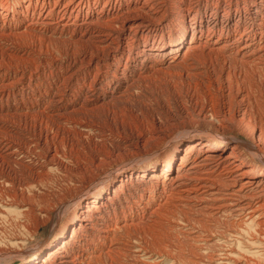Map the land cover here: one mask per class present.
<instances>
[{
    "label": "bare ground",
    "instance_id": "obj_1",
    "mask_svg": "<svg viewBox=\"0 0 264 264\" xmlns=\"http://www.w3.org/2000/svg\"><path fill=\"white\" fill-rule=\"evenodd\" d=\"M13 1L14 0H6V2H2L0 4V10H1L0 14H2L5 17V18H3V20L4 21L5 20L10 21V23H11L10 26L7 24L9 26L7 28H5L6 24H4L0 28V41L2 38H3V40L5 39V41H6V39H10L13 37L14 38L16 37L17 39H20V40H21V38H23L26 41H33L31 43H28V44H26L27 42H22V44H24L22 47L27 48V49L31 48V50L33 49L35 52H38L39 54H43L44 52H49V48L46 45L47 41H48V43L54 42L56 44V46H57V43H61V44L64 43L66 45H67V43L72 44V45H74L73 47H77L76 49H80L82 51L81 53H80V51H78L79 54H82V55H80L81 59L78 58V59H80V61H74L73 62V60L71 59L73 63L69 64V68H68L69 71H67V72L65 71L66 72V74H65L66 80L68 79V81H70V83H71L69 86L68 92L67 91L61 92V90H60L59 92H61L62 94H59L58 98L63 99L65 102L71 103V101L68 99H71L73 97L68 96L67 93H69V92H71V94L76 93L77 90H74L75 84L79 83V81L82 80V75H87L88 77H91V75H93L91 77L90 92L94 95V98L96 99V101H93V99H90L91 101L87 100V102L85 104L83 103V105L81 106L83 109L80 110L79 107L77 108V110L79 109V111H77V110H74L72 112L69 111L70 113L66 112L67 114H65V112H63L64 113L63 115H65V116L71 114V115H69L70 118L68 119V122L70 121L73 124H75L74 127L77 125V126H80L81 128H85V129L91 128L90 125L86 126L85 122L84 123L82 122L84 120V117L82 115H84V116L87 115L88 117H90V115H91L92 117L104 116L106 122H111L113 120V123H114V120H116L117 121L116 123L120 122V124L122 125V126L121 125L120 126L122 127L123 131L126 130L125 129L126 126H124V124H126V121L127 122L129 121L128 128L129 127L130 128L129 129L127 128V130L131 131V133H132V131L135 130V129L133 130L132 127H134L137 124L136 122L138 119L136 120V117H133V116H131V114L127 113V110L126 111L124 110V112H123V110L121 111V109L120 110L117 109L119 103H121V101H123V98L125 96L127 97L131 94L130 89L134 88V86L136 85V84H133L135 81V78H133L134 76H131L130 79H126L124 77H119V75L120 76L125 75L127 70H128V67H130V66H131V71L136 72L138 74L137 75L138 76V82L137 83H139V84L141 83V85H144V84L148 85L149 84L150 87H152L154 89L160 88V91L166 88V91H168L169 94L184 95L185 97L187 96V98H185V99L189 98L190 101L193 102L194 96H190V90L193 86L192 85L193 83H194V86L196 89L195 92H199V91H197L199 89H200V94L202 93V91H205V92H203L204 93L203 95H204L205 99H207V97H206V95L208 96L207 88L211 85V80H210V78L208 79L209 76L207 77L205 73L206 72L208 73L207 70L211 66L210 64L214 63L218 66L219 72H217L218 70H216V71L213 70V71H215V73L217 72V78L223 83L221 86V88H222L221 98L223 99L224 105L221 102H220V104L218 103L216 105V107L213 105V108L210 109L211 111L206 110L205 107H201V106L198 107L197 105L190 108V110H187V112L189 113L188 115L191 114L190 116H192L194 118V120H196L198 122H205L206 123L208 121V119L219 120L216 123L219 124V128H221L220 129L221 131L218 130L215 133L209 132L207 130L203 131L199 127H197L196 125L192 124L190 126L193 127V128L191 127L193 129V131L191 132L190 135L187 134L186 136L184 135V136L178 137L177 140H175V141H177L176 147H172V144L174 143L172 141L171 143H169L167 145V147L164 148L165 150L162 149V151L159 153L157 150H154L156 147L150 148L148 150H146V149H147V147L149 148V146L151 144H154L156 142H160L164 139V136H165L164 133L165 132H163V130L159 129L160 126L163 124V122L162 123H161V121L159 122V124L161 123V125H159V128H156L155 126H152V125H151L152 128H150V126H148L146 123L147 127H149V128L147 130L145 127H144V130L141 129L142 133H137L140 135H138V138L136 141L134 140L135 145L132 143L135 147H138V146L142 147L143 146L142 149L144 151H143L142 155H143L144 159L139 161V162H135V161L129 162L128 161V162H124V163L120 164L119 166L114 167L113 162L115 163V161L118 160L117 154H119V153H115L116 152L115 150L113 153H112V151L110 153H108L109 151L107 149H105V152L99 151L96 147V144H94L95 145V147L93 149L94 151L90 150L89 153H86L87 155H85V154L83 155V153L85 151L83 153H82V151H80L81 154L79 153V151H77L76 162L79 164L78 171H80L82 173V176L84 175V177H85V175L86 176L90 175L89 176L90 180H92V179L95 180L99 176H101V178L99 177L100 181L96 185L92 186L89 190L85 191L83 194L82 193L78 194L70 202L62 200L61 202L59 201V203H57L58 201L55 202V205H52V204L45 205V203H44L43 207H38L37 205H34V203L31 202L29 204L26 203V206H24V205L13 203L12 199L15 200V197L17 196V194H15V193L13 195H11L12 202L9 199L10 202L7 203L8 198L6 199V202L3 201L2 199H0V216L1 217L2 216L5 217V214L11 215L12 213H14V214H18L20 219L24 220V221L16 220L17 223H19V225L21 226L19 228V233L15 234V235L13 234L10 237L5 238V240H3L0 243V262L9 258L7 260V261H10V259H11L9 264H11V263H13V264L14 263L15 264L16 263H18V264H93V263H96V264H105V263L106 264H122L121 257L123 256V254L124 255L128 254V258L132 254H137L139 257L136 255L137 257L135 256L134 262H129L127 260V261H124V264H139V263H137V259L144 258V257H146L147 260H151V263H148V261H145L144 263H140V264H161V263H156L158 258H157V255L155 256L152 254V252H153L152 249L149 250V251H151V253L148 252L147 248L149 246L147 248H143L141 246H138V244H137L138 239L137 238L140 237V235H141V233H140V235L138 237H136V235L139 234L138 230H140V229H138V227H140V228L142 226L147 227V228L143 227V229H144L143 231H145L144 234L146 233L145 235H148V234L150 235L152 233L153 238H154V239L153 238L152 239L155 240L154 241L155 243L154 244L152 243L153 245H151V246H153L154 248L158 247V248L162 249L163 247L166 246V244L168 242L166 244H164L163 243L165 241L164 239H163L164 240L163 242L161 241L162 243H160L159 241L162 240V237L164 235H166L168 230H171L172 232L173 231L177 232L179 234L184 235L186 238H189L190 243H191V241L194 242L191 245L196 243V246L194 248L198 250L200 248V246H197V245H199V244L208 245V244L212 243L213 240L209 239V238H207V239L204 238L205 239L204 241L199 240L202 236H204V235H202V234H204L202 232V230L198 231V230H200V228H198V226L196 227V228H198L197 230L194 229L193 227H191L189 224L190 220L185 222L186 220H184L185 219L184 217H183V220H182V218L178 219L179 214L182 213L180 210L188 209V208L192 209L191 206L193 204H194V208H195L196 203H198L200 205L199 208H201V210L200 209L199 210L202 212V214H205V210H206V209L204 210V208L202 206L203 203H209L211 214H213V215L216 213V211H218V212L240 211V212H244V213H246L245 211L249 212V215L247 216V217H249V221H247L248 219L246 218L245 219L246 221L243 222L241 220L242 223L240 221L241 225H239V222L237 223V226L239 225V227H237L239 230H234L231 227L232 230L230 228L229 229L230 231H227L225 234H222V232H221L222 230L220 231L221 233L219 231H214L215 228L213 230L215 233H213L212 228H211V230L209 229L207 231H210V232L212 231V234H216L217 232H219V234H221L220 236L227 235V239L229 237L232 241H234V239H235L234 243H235V246H237L236 248L239 250L238 251L239 254H240V252L243 254L247 253L252 258H257L258 260H260V256L263 253L262 251H264V242H262L263 239L261 238L262 239V241H261L258 237L257 238L252 237L253 239L248 238V237H251V236H249L250 232L253 231L255 234V231L259 228V227L257 228L255 226V225L258 226L259 222L257 224H255V222H257L258 218L260 217V210H259L258 206L256 207L254 202H252L253 199L249 203H244V200L238 201L236 198L246 199L245 198L246 196L251 195L250 197L255 196V197H258L259 200L264 199V133H263L264 130H263L262 126H258V124L256 123L257 119H256V114L253 111V103H254L255 99H257V98L255 97V94L252 91L253 86H252V83L250 81V78L251 79L254 78L255 75H262L264 77V0H15L16 2L15 1L13 2ZM25 2L27 3V5L23 6L25 4ZM17 4H19V6L21 5L20 7H18L19 9L18 8L15 9ZM21 8L23 10H20ZM246 21H250L249 24H247ZM24 22H25V24L27 22L28 23L25 25ZM3 23H5V22H3ZM36 32L44 34V37L43 36L37 37L35 35ZM45 36H49V38H46ZM14 38H13V40H14ZM13 40H11V41H13ZM37 42H39V44H37ZM17 45H19V44H17ZM66 45H64V46L68 47ZM8 48H9V46H8ZM55 48H53V50ZM59 49H60V52L63 51V49H62V51H61V48H59ZM68 50H70V49H68ZM29 52H31V51H29ZM101 52L104 53V54H102L103 57L99 56V53H101ZM63 53H64V51H63ZM65 53H67V52H65ZM5 55H7V54H5ZM28 55H30V53H28ZM55 55L57 56L56 53H55ZM55 55H53V57ZM74 55H76V54H74ZM1 56H2V54L0 55V58H1ZM3 57L4 56H2V58ZM39 57H40V55H39ZM59 57H60V55H59ZM67 57H68V55H67ZM74 57L77 58L76 56H74ZM125 57H126V59H125ZM2 58H1V61H2ZM61 58L63 59L62 56H61ZM56 59H58V57ZM4 61H5V59H4ZM12 61H15V60H12ZM29 61H30V59H29ZM15 62H13V63H15ZM16 63H18V62H16ZM25 63H24V66H25ZM32 63H34V61H32ZM44 63H43V65H44ZM48 63H49L48 65H51L49 60H48ZM5 64H7V62ZM28 64H30V63H28ZM32 65H36V62ZM208 65H210V66L208 67ZM2 66L0 65V68L3 69ZM11 66H12V64H11ZM11 66H10V68H11ZM22 66H23V64H22ZM37 66H39V64ZM5 67H7V65ZM16 67H19V66L16 65ZM207 67H208V69H207ZM213 67H215V65ZM22 68H20V70ZM25 68H27V67H25ZM31 68H32V66H31ZM37 69H39V68L34 67V70L29 69V73L31 74V76L34 74L36 75V73H39ZM54 69H57V67ZM237 69L238 70L240 69L241 71H239V73H238ZM211 70H212V68H211ZM242 70H243V72H242ZM26 71H24V72H26ZM40 71H42V70H40ZM55 71H57V70H55ZM52 72H53V70H52ZM6 73H8V72H6ZM153 73H154V75L157 74L158 76L157 75L156 76L158 78H155ZM15 75H16V73L14 74V76ZM150 75H153V76H150ZM23 76L24 75L22 74L20 76L19 80H15L17 82L14 81L12 83L10 82L11 84L8 83V84H10V87L13 85H16V84H24L25 78H23ZM142 76H144V77H142ZM146 76H148V77H146ZM60 77H61V75H60ZM34 79H35V77H34ZM37 79H35V80H37ZM40 79H41V77H40ZM117 79H119V81L126 80V81H123L124 88H120V89L114 88L115 90L110 91L111 82H113L114 80H117ZM13 80H14V78H13ZM171 80L175 81L176 86H174V85L171 86ZM104 81L106 82L105 84H103ZM114 82H116V81H114ZM131 83H132L133 87L130 86ZM216 83H218V82H216ZM3 85H1V87ZM64 85H66V84H64ZM58 86H60V85H58ZM257 86H260V85H257ZM4 87L5 86H3L1 89H3ZM10 87H8V88H10ZM101 87L104 89H102ZM13 88H14V86H13ZM62 89H63V87H62ZM139 89L136 88V90H139ZM211 89H212V87H211ZM58 90H59V88H58ZM163 92H165V90ZM56 93H57V91H56ZM56 93L54 96H58V93H57V95H56ZM166 94H165V96L167 97ZM210 94H212V93L210 92ZM8 95H10V94H8ZM1 97H3V96H1ZM169 97H171V96H169ZM195 97H198V96H195ZM9 99H8V101H9ZM79 99H80V97H79ZM200 99H201V96H200ZM212 99H211V101L214 100V99L213 100ZM202 100H204V99H202ZM202 100H200V102ZM208 100L210 102V99H208ZM263 100H262V102H263ZM2 101H4V100H2ZM43 101H44V99H43ZM130 101H132V100H130ZM215 101H217V99ZM116 102H117V106H115V104H113ZM184 102H186V101H183V103ZM187 102H188V100H187ZM218 102H219V100H218ZM64 103H62V104H64ZM99 103H102V104L98 105ZM126 103L127 102H125V104ZM132 103H134V102H132ZM195 103H196V101H194V104ZM10 104H12V103H10ZM163 104H162V106H163ZM184 104H186V103H184ZM211 104H213V103L211 102ZM182 106H183V104H182ZM46 107H47V105H46ZM210 107H212V105ZM27 108H29V107H27ZM27 108H26V110H27ZM86 108H90V109H86ZM157 108H158V106H157ZM178 108H180V107H178ZM159 109H160V107H159ZM176 109H177V107H176ZM41 110H42V108H41ZM96 111L99 112V115L95 114ZM119 111H121V112H119ZM175 111H177V110H175ZM18 113H20V114H18ZM78 114H79V116L81 115L83 117V120H81L82 117L77 118L79 120H75L74 118H71V117L78 115ZM158 114H156V115H158ZM165 114L167 115V113H165ZM227 114H229L230 118L227 117ZM55 115L56 114H54V116ZM61 115L62 114H59V116H61ZM117 115H119V116H117ZM175 115H176V113H175ZM42 116H44V114ZM62 116H61V118H62ZM48 117L53 118V116H51V115H49ZM159 117H160V114H159ZM176 117H177V115H176ZM37 118H38L37 115H33V114L28 115L25 113H21V111H19V112H16L15 114H12L9 116L6 115L5 118L3 117L0 119V180H2V182H4V185H6V186H4L3 184L0 185V186H2V188H4V187H12V189L14 188L11 185L14 183L13 179H11V177L9 178V176L6 174V171L11 170L10 169L11 162H14V166L17 165L16 163H18V162H20V163H18L20 166H21V164L23 166V164H25L26 158L27 159L29 158L28 155L31 154L30 152H33V151L28 150L29 147H26V150L23 147L21 148V145L19 143H17V141L14 139L16 137H14V136L15 135H23L27 131L29 132L31 129L28 128V124H34V128H32V127L31 128L33 130L35 129V131H36V123L38 121ZM102 118L103 117H101L99 119H102ZM162 118H163V116H162ZM147 119L145 118V120H147ZM41 120H39V121H41ZM43 120H42V122H43ZM156 120L158 121L159 119H156ZM259 120H260V118H259ZM100 121L101 120H99V123H100ZM102 121L104 122V120H102ZM87 122H91V120L88 119ZM146 122H148V121H146ZM154 122H153V124H154ZM38 123H37V125H38ZM99 123L97 122L96 124H99ZM157 123H155V124H157ZM52 124H53V122L51 123V126H52ZM165 124H167V123H165ZM45 125H47V123ZM56 125L57 124L55 123V126ZM94 125H95V122H94ZM177 125H175V126H177ZM175 126H174V128H175ZM99 127H100V129L103 128L101 126H99ZM48 128H49V126H48ZM48 128L45 129L46 132H48V130H47ZM92 129H94V128L92 127ZM137 129H139V128H137ZM76 130H77V128L74 131H76ZM236 130L238 131V135L245 136L246 140L234 138L233 135L231 134V132L236 131ZM32 131H30V133ZM64 131L65 130H63L62 133ZM74 131H73V135H74ZM207 132H209L210 134H208ZM49 133H50V131H49ZM49 133H47V134H49ZM56 133H57V131H56ZM88 133H90V132L88 131ZM125 134H128V133H125ZM133 134L134 133H132L131 135H133ZM35 135H34L35 138L38 137L37 141L39 142V144H41V142H43L44 140L47 143V141L49 139V137H47L48 135L45 136V139H42L43 138L42 127L39 129V136H35ZM73 135L71 132L72 137H73ZM90 135H93V134H90ZM121 135L123 136V133H119V131L117 130L116 135H114V136L118 137V139H119V138H121ZM84 136L82 135L81 137H84ZM101 136L102 137H100V138H104L103 135H101ZM52 137H53V140L52 139L51 140H52V144H53L54 140H55V142L57 141L55 138L58 137V134H57V136L53 135ZM52 137H50V138H52ZM67 137H68V135H67ZM111 137H112V135H111ZM133 137L135 138L136 136H133ZM23 138L24 137H22V139ZM74 138L75 137H73V139ZM87 138L90 139L89 140L90 142H91V140H93V138H91L90 136H88ZM87 138H86V140H87ZM59 139H60V137H59ZM61 139H62V137H61ZM64 139L62 140L63 142L66 140V139L65 140ZM78 139H77V141H78ZM94 139L96 140L95 137H94ZM25 140H26V138H25ZM22 142L23 141H21V143ZM78 142H81V140H79ZM23 143H25V141ZM64 143L62 145H64ZM66 143H68V142H66ZM70 143H71L70 145H72V148H73V146L75 144L72 143V140L70 141ZM100 143H102V142H100ZM104 143L105 142H103V144ZM112 143H118V142L112 141ZM241 144L249 151V153H251V155L254 158H257L258 160L263 161L262 164L261 165L250 164L248 161H246V156L240 150L241 147L239 145H241ZM82 145H85L84 142ZM38 146H40V145H38ZM46 146H48V144H46ZM64 146H63V148H64ZM75 146L78 147L77 144ZM89 146L90 145L88 144V147ZM102 146L100 148H102ZM111 146H109V147L112 148ZM131 146H129V147H131ZM53 147L55 148V146H53ZM116 147H118V146H116ZM40 148H38V149H40ZM65 148H67V147H65ZM35 149H36V147L34 148V150ZM55 149H53L54 152L56 151ZM73 149H71V150H73ZM86 149H88V148L86 147ZM83 150H84V148H83ZM119 150H120V148H119ZM121 150H123V149H121ZM121 150H120V152H121ZM151 150H153L152 152H154V153H152V154H150V152L147 153L148 151H151ZM182 150H184L183 154H181ZM164 151H166V153L164 155H159L160 153H162ZM43 152H44V150H43ZM54 152L52 153V151L47 149L45 157L51 158V159H50V162L49 161L46 162L47 167H45V168L46 169L48 168L51 172L54 171L55 169H56L55 170L56 172L57 171L59 172L60 169H58V168H61L62 166L59 164V162L55 161V159H54L55 153ZM74 152H76V151H74ZM86 152H87V150H86ZM68 155L70 156V154H68ZM145 155H147V156L145 157ZM39 156H40V154H39ZM30 160H29V162H30ZM34 160H35V158H34ZM43 161H44V157H43ZM43 161H42V163H43ZM54 161L57 164H55ZM58 161H60V160H58ZM81 162L86 164V165H80ZM28 167H29V165H28ZM16 168H17V166H16ZM20 168H22V167H20ZM25 168H27L26 165H25ZM65 168H66V166H65ZM41 170H42L41 167L37 169V171H39V172H41ZM30 171H32V170H30ZM50 171H49V174H50ZM64 172H65V170H64ZM67 172H69V171H67ZM23 173H21V174L23 175ZM27 174H29V173L27 172ZM31 174L32 173H30V175ZM47 174H48V172H47ZM41 176H43V175H41ZM44 177H46V176H44ZM80 177H78V178H80ZM43 178L40 177L39 173H36V176L29 177V179L27 181L28 186H26V188L28 190H30L31 193L33 192V190H36V189L40 190L41 185L43 184V180H44ZM15 179H16V177H15ZM72 183H73V181H72ZM76 183L80 185L81 183H83V180L78 181V182L76 181ZM0 184H1V182H0ZM39 186H40V188H39ZM127 187H129L131 189H129ZM74 188L76 189L77 187L74 186ZM126 188L128 189V192L131 191L132 193L128 194L127 198L126 197L125 198L130 203H135V201H137L139 204L144 205V207L142 209L143 215L141 218H138V217L128 218L127 210L122 211L121 217L119 214H117V216L116 215L114 216V219L116 220L117 225H115V227H113L112 225H110L108 223V225H109V227H108V226H106L107 223L104 222L105 220H103L104 213L102 212L103 211L102 209H104V207L107 203H110L111 201L116 200L117 198L122 199L125 192H126L125 191ZM4 189L6 191H8L6 188H4ZM132 189H133V191H132ZM158 189H162V191L159 194L157 193ZM4 194H3V196H5ZM237 196H239V197H237ZM63 198H64V196H63ZM163 198H165V199H163ZM249 198L247 197V199H249ZM58 199H60V198H58ZM126 199H123V201ZM21 201H23V200H21ZM24 203H25V201H24ZM261 204H262V202H261ZM261 204H260V206H261ZM12 207H13V210H10V208H12ZM179 207H180V209H178ZM71 209H73V211H74L71 214V217L63 225H61L60 231L58 233L54 232L56 234L53 235L52 239L50 240V242L48 244L41 243V244L34 245V246L29 248L28 245L30 243V239L33 237V235L38 233L40 227L43 224H45L46 222H48L52 218V213L55 210H59L58 212H61V211H67V210H71ZM208 209H209V207H208ZM179 211H180V213H178ZM192 211H193V209H192ZM177 213H178V217H177ZM183 213H184V210H183ZM186 213H188V212H186ZM193 213H195V212H193ZM229 213H231V212H229ZM229 213H227V214H229ZM190 214L192 215V213H190ZM180 215H182V214H180ZM188 215H189V213H188ZM226 215H224V216H226ZM152 216H157V217L169 216V218L167 217V219H169V221H167V224L165 223L166 225H164V224L161 225V219H159V223L157 222V220H153L151 222L149 219ZM183 216H185L187 218L186 215L183 214ZM207 216H210V219H211L212 215L208 214ZM219 216H217L218 219H220ZM244 216H245V214H244ZM162 217H160V218H162ZM232 217H234V216H232ZM9 218L5 217V218H2V220L7 221V219H9ZM203 218L207 219L208 217L205 216ZM203 218H201V220H203ZM239 218H241L240 214H239ZM163 219H164V217H163ZM215 219H216V217H215ZM223 219H226V218L224 217ZM231 219H230V221H233V219L232 220ZM164 220H166V218ZM227 220H224V221L227 222ZM234 220H235V218H234ZM107 221H109L108 218H107L106 222ZM212 221H214V220H212ZM192 222H194V221H192ZM219 222H221V221H219ZM196 223H194V224H196ZM200 223L202 224V222H200ZM159 224L161 226H164L165 229H163L164 227L160 228ZM194 224H192V225H194ZM206 224L204 225L205 227L202 228L203 231L207 227ZM215 224H218V222H216ZM222 224H224V223H222ZM224 225H226V224H224ZM232 225H229L228 227H230ZM262 225L263 224H261V227H262ZM218 227H220V225ZM224 227L225 226H223V228ZM260 229L262 230V228H260ZM223 230L225 232L226 229H223ZM259 230H257L258 233L259 232L263 233L262 231H259ZM207 231H206V233H208ZM123 235H125L127 239H131L130 243L132 245L129 243H125V241H127V240L126 239H124L125 241L123 240V237H124ZM209 235H210V233H209ZM209 235H207V236H209ZM257 235L259 236V234H257ZM257 235H255V236H257ZM142 236H143V232H142ZM148 236H144V237H148ZM212 236H210V237H212ZM167 237L168 236H166V238ZM215 237H217V236H214V239H215ZM218 237H219V235H218ZM219 239H220V237H219ZM153 240H151V241H153ZM149 241L150 240H147V242H149ZM151 241L149 242L150 244H151ZM229 241L230 240H227V242H229ZM182 243H184V242H182ZM218 243H216V244L219 245ZM222 243L224 244L223 241H222ZM234 243H232V245H234ZM184 244H186V243H184ZM216 244L214 245L215 248H216ZM223 244H221V245H223ZM147 245H148V243H147ZM186 245H188V243ZM173 246L176 247L175 242H174ZM179 246H181V245L179 244ZM214 246H213V248H214ZM219 246H218V248H219ZM225 246L226 245L223 246V249ZM229 246H230V244H229ZM170 247L172 248L171 245H170ZM170 247L168 246V248H170ZM236 248H233V249H236ZM136 249H137V252L134 251ZM172 249H170V250L172 251ZM177 249H179V247ZM223 249H222V252H223L222 255L219 252H218L219 254H217V255L221 256L220 260L229 261V262H224L223 264H228V263L233 261V258L235 257L236 253L234 251L228 250V249L223 251ZM259 249H262V251H259ZM158 250H160V249H158ZM167 250L169 251V253H171V255L175 251L174 250L173 252H171L169 249H167ZM179 250L182 251L183 249L180 248ZM219 250H221V249H219ZM165 252L166 251H164V254H166ZM207 252H205V253H207ZM174 253H173V255H176ZM179 253H180V251H179ZM154 254H156V252ZM160 254L161 253H159L158 256ZM209 254L210 253H208V255ZM247 254H245L246 257H247ZM161 255L163 256V252ZM171 255L169 254V255L165 256V258L167 257V260H168V262L166 264H170L171 262L174 261V260L171 261V258H170ZM201 255L197 256V257H192L190 262L192 264H216V262H214V260L211 261V259H209L208 255L207 256H204L205 254L203 255L204 257H208V260H206V259L204 260V257H202ZM236 256H239V255H236ZM242 256L243 255H241V257ZM133 257H134V255H133ZM133 257L131 256V258H132L131 260H133ZM178 257H180V256H178ZM241 257H237V258L242 260ZM262 258H263V255L261 257V260L257 264H264V259H262ZM177 259L179 261V258H177ZM182 259H184L183 256H182ZM189 259H190V257H189ZM243 259L245 260V258H243ZM249 259H251V258H249ZM249 259H246V260H249ZM144 260H145V258L142 261H144ZM159 260L160 259H158V261ZM258 260H256V261L258 262ZM104 261H105V263H104ZM139 261H141V260L139 259ZM164 261H166V260H164ZM183 261H182V263H183ZM182 263H180V264H182ZM220 263H221V261L219 262V264ZM255 263L256 262H254V264ZM230 264H232V263H230ZM233 264H234V262H233ZM238 264H251V262H245V263L239 262Z\"/></svg>",
    "mask_w": 264,
    "mask_h": 264
},
{
    "label": "rangeland",
    "instance_id": "obj_2",
    "mask_svg": "<svg viewBox=\"0 0 264 264\" xmlns=\"http://www.w3.org/2000/svg\"><path fill=\"white\" fill-rule=\"evenodd\" d=\"M15 1V0H14ZM13 1V2H14ZM2 2H6V0H0V4L2 3ZM16 2V1H15ZM23 4V3H22ZM27 5V3L25 2V4L23 5V6H26ZM21 6V5H20ZM19 6V4H17L16 5V8L15 9H17L18 7H20ZM19 9V8H18ZM20 10H23L22 8L20 9ZM0 13H1V10H0ZM3 18H5L2 14H0V28L4 25V24H6L5 25V28H7V27H9L10 26V21H7V20H3ZM3 22H5V23H3ZM247 22V24H249V22L250 21H246ZM28 23V22H27ZM26 23V24H27ZM9 26H8V25ZM24 24H25V22H24ZM25 24V25H26ZM30 24V23H29ZM28 24V25H29ZM24 25V26H25ZM35 35L37 36V37H41V36H43L44 37V34H42V33H38V32H36L35 33ZM39 35V36H38ZM46 38H49V36H45ZM14 38V37H13ZM13 38H10V39H6V41H5V39L3 40V38L1 39V41H0V55L2 54V56H4L3 58L5 59V61H4V59L2 58V56H1V58H2V61H1V58H0V65L3 67V69L2 68H0V119L1 118H5L6 117V115L7 116H9V115H12V114H15L16 112H19V111H21V113H25V114H28V115H37V123H38V125H37V123H36V131H35V129L33 130L32 128H34V124H28V128L29 129H31L30 131H32L31 133H30V131L28 132H26L25 134H23V135H15L14 137H16V138H14L16 141H17V143H19L20 145H21V148L23 147V148H25V150H26V147H29L28 148V150L29 151H33V152H30L31 154L30 155H28L29 156V158L27 159L26 158V161H25V164H23V166H22V164H21V166L18 164V163H20V162H18V163H16L17 165H15L14 166V162H11V167H10V169L12 170H8V171H6V174L9 176V178L11 177V179H13V181H14V183L13 184H11L14 188L12 189V187H4V188H6L8 191H6L4 188H2V186H0V199H2L3 201H5L6 202V199H7V203H9L10 201L12 202V200H13V203H15V204H20V205H24V206H26V203L27 204H29V203H34V205H37L38 207H43V205H44V203H45V205H47V204H52V205H55V202H57V203H59V201L61 202L62 200L63 201H68V202H70L71 200H73L74 198H75V196H77L78 194H80V193H84L85 191H87V190H89L92 186H94V185H96L100 180H99V177L101 178V176H99L98 178H96L95 180L94 179H92V180H90V175H85V177H84V175L82 176V173L80 172V171H78V167H79V164L76 162V154H77V151H79V153L81 154V152L80 151H82V153H83V155L85 154V155H87L86 153H89L90 152V150H92V151H94L93 149H94V147H95V145L94 144H96V147H97V149L99 150V151H102V152H105V149H107L109 152L108 153H110L111 151H112V153L114 152V150L116 151L115 153H119V154H117L118 156V160H116L115 161V163L113 162V165H114V167H116V166H119L120 164H122V163H124V162H130V161H135V162H139V161H141V160H143L144 159V157H143V155H142V153H143V146L141 147V146H138V147H135L134 145V143H135V141L137 140V138H138V135H140V134H137V133H142L141 131V129H143L144 130V127L146 128V130L149 128V127H147V125L148 126H150V128H152L151 127V125L152 126H155L156 128H159V125H161V123L163 122V124L160 126V130H163V132H165L164 134H165V136H164V139L162 140V141H160V142H156V143H154V144H151L150 146H149V148L147 147V149L146 150H148V149H150V148H155L154 150H157L158 151V153L159 152H161L162 151V149H164L165 147H167V145L169 144V143H171L172 141L175 143H173L172 144V147H176L177 146V141H175V140H177V138L178 137H180V136H186L187 134L188 135H190L191 134V132L193 131V127L192 126H190V125H192V124H194V125H196L197 127H199L201 130H207V131H209V132H212V133H215L216 131H221L220 129L221 128H219V124L218 123H216V122H218L219 120H216V119H214V120H212V119H208V121L205 123V122H198V121H196V120H194V118L192 117V116H190V115H188L189 113L187 112V110H190V108H192V107H194V106H198V107H205L206 108V110H208V111H211L210 109H212L213 108V105L216 107V105L219 103L220 104V102L223 104L224 102H223V99L221 98V90H222V88H221V86H222V82L217 78V72H219V69H218V66L216 65V64H210L211 66L213 65H215V67H211L210 65H208V67H209V69H208V67H207V71H208V73L206 72L205 74H206V76L208 77V79L210 78V80H211V85L207 88V92H208V96L206 95V97H207V99H205V97H204V93L203 92H205V91H202V93L200 94V89L199 90H197V91H199V92H195V86H194V83L192 84L193 86H192V88H191V90H190V96H194V100H193V102H191L190 101V99L188 98V99H185V98H187V96L185 97L184 95H180V94H178V95H174V94H169L168 93V91H166V88L165 89H163V90H161L160 91V88H157V89H154V88H152V87H150V85L148 84H144V85H141V83L139 84V83H137L138 82V74L136 73V72H132L131 71V66L130 67H128V70H127V72H126V74L125 75H122V76H120L119 75V77H124V78H126V79H130V77L131 76H134L133 78H135V81H134V83L133 84H136L135 86H134V88H131L130 89V95L129 96H125L124 98H123V101H121V103H119V105H118V108L117 109H121V111L123 110V112H124V110L126 111L127 110V113H129V114H131V116H133V117H136V120H137V124L134 126V127H132V129L134 130V131H132V133H134L133 135H131L132 133H131V131H129V130H127V128H128V124H129V121L127 122L126 121V124H124V126H126V130H124L123 131V129H122V125L120 124V122H118V123H116L117 121L116 120H114V123H113V120L111 121V122H106L105 121V117L104 116H101V117H103L102 119H99V118H101L100 116H95V117H92L91 115H90V117H88L87 115L86 116H84V115H82L83 117H84V120H83V117L80 115L79 116V114L78 115H75V116H73V117H71V118H74L75 120H79V119H77V118H81V120H83L82 122L84 123L85 122V125L86 126H91V128H81L80 126H75L74 127V125L75 124H73L72 122H68V119L70 118V116L69 115H71V114H69V115H63L64 113L63 112H65V114H67V113H70V112H72V111H74V110H77V108L79 107V109L81 110V109H83L81 106L83 105V103L85 104L86 102H87V100H90V99H93V101H96V99L94 98V95L90 92V84H91V77L93 76V75H91V77H88L87 75H82V80L81 81H79V83H76L75 84V88H74V90H77L76 91V93H72L71 94V92H69V93H67V95L68 96H72L73 98H71V99H68V100H70L71 101V103H69V102H65L63 99H59L58 97H59V94H62L61 92H65V91H67L68 92V90H69V86H70V81H68V79L66 80V72L67 71H69L68 70V68H69V64H71V63H73L74 61H80V55H82V54H79L78 53V51H80V53L82 52L80 49H76L77 47H73L74 45H72V44H68L67 43V45L66 44H64V43H57V46H56V44L54 43V42H49L48 43V41L46 42V45L48 46V48H49V52H44L43 54H39L38 52H35L33 49L31 50V48H24V47H22L24 44H22V42H27L26 44H28V43H31V42H33V41H26L25 39H23V38H21V40L20 39H17L16 37L14 38V40H13ZM57 39V38H56ZM11 40H13V41H11ZM18 40V41H17ZM54 40V39H53ZM3 42V43H2ZM19 42V43H18ZM11 43V44H10ZM36 43V42H35ZM54 43V44H53ZM3 44V45H2ZM5 44V45H4ZM17 44H19V45H17ZM21 44V45H20ZM37 44H39V42H37ZM51 44V45H50ZM59 44V45H58ZM9 46V48H8V46ZM55 45V46H54ZM61 45V46H60ZM64 45H66V46H68V47H65ZM7 46V47H6ZM14 46V47H13ZM21 46V47H20ZM53 46V47H52ZM59 46V47H58ZM56 47V48H55ZM7 48V49H6ZM11 48V49H10ZM13 48V49H12ZM53 48H55L54 50H53ZM59 48H61V51H62V49H63V51H64V53H63V51L62 52H60V49ZM16 49V50H15ZM26 49V50H25ZM65 49V50H64ZM68 49H70V50H68ZM73 49V50H72ZM13 50V51H12ZM31 51V52H29V51ZM51 50V51H50ZM4 51V52H3ZM34 51V52H33ZM53 51V52H52ZM55 51V52H54ZM57 51V52H56ZM70 51V52H69ZM2 52V53H1ZM8 52V53H7ZM15 52V53H14ZM22 52V53H21ZM51 52V53H50ZM65 52H67V53H65ZM12 53V54H11ZM18 53V54H17ZM24 53V54H23ZM28 53H30V55H28ZM49 53V54H48ZM55 53L57 54V56L55 55ZM63 53V54H62ZM78 53V54H77ZM5 54H7V55H5ZM9 54V55H8ZM14 54V55H13ZM23 54V55H22ZM48 54V55H47ZM55 55L54 57H53V55ZM62 54V55H61ZM68 55V57H67V55ZM70 54V55H69ZM74 54H76V55H74ZM102 54H104L103 52H101V53H99V56L101 57L102 56ZM106 54V53H105ZM18 55V56H17ZM22 55V56H21ZM39 55H40V57H39ZM45 55V56H44ZM59 55H60V57H59ZM66 55V56H65ZM76 56L77 58H75L74 56ZM10 56V57H9ZM20 56V57H19ZM24 56V57H23ZM51 56V57H50ZM61 56L63 57V59L61 58ZM33 57V58H32ZM38 57V58H37ZM44 59H43V58ZM58 57V59H56ZM65 57V58H64ZM67 57V58H66ZM103 57V56H102ZM22 58V59H21ZM52 58V59H51ZM60 58V59H59ZM78 58H80V59H78ZM7 59V60H6ZM27 59V60H26ZM29 59H30V61H29ZM34 59V60H33ZM65 59V60H64ZM73 60V62H72V60ZM77 59V60H76ZM125 59H126V57H125ZM12 60H15L16 62H18V63H16L15 61H12ZM20 60V61H19ZM22 60V61H21ZM41 60V61H40ZM43 60V61H42ZM45 60V61H44ZM47 60V61H46ZM48 60L50 61V64L52 65H48L49 63H48ZM60 62H59V61ZM63 60V61H62ZM32 61H34V63L36 62V65H32V64H34V63H32ZM53 61V62H52ZM7 62V64H5ZM13 62H15V63H13ZM27 64H26V63ZM45 62V63H44ZM63 62V63H62ZM9 63V64H8ZM24 63H25V66H24ZM28 63H30V64H28ZM43 63H44V65L46 66H44L43 65ZM57 63V64H56ZM11 64H12V66H11ZM15 64V65H14ZM22 64H23V66H22ZM39 64V66H37ZM65 64V65H64ZM7 65V67H5ZM16 65H18L19 67H16ZM27 65V66H26ZM31 65L32 66V68H31V66L29 67V66ZM56 65V66H55ZM9 66V67H8ZM10 66H11V68H10ZM15 66V67H14ZM38 67L39 69H37L38 70V72L39 73H36V75L34 74V75H32L31 76V74L29 73V69H33L34 70V67ZM44 66V67H43ZM49 66V67H48ZM55 66V67H54ZM62 66V67H61ZM68 66V67H67ZM23 67V68H22ZM25 67H27V68H25ZM57 67V69H54V68H56ZM60 67V68H59ZM13 68V69H12ZM20 68H22L21 70H20ZM27 70H25V69ZM206 68V67H205ZM211 68H212V70H211ZM216 68V69H215ZM6 69V70H5ZM9 69V70H8ZM44 69V70H43ZM48 69V70H47ZM59 69V70H58ZM19 70V71H18ZM40 70H42V71H40ZM52 70H53V72H52ZM55 70H57V71H55ZM213 70H218L216 73H215V71H213ZM10 71V72H9ZM24 71H26V72H24ZM51 71V72H50ZM60 73H59V72ZM66 71V72H65ZM237 71H238V73H239V71H241L240 69L238 70L237 69ZM6 72H8V73H6ZM12 72V73H11ZM14 72V73H13ZM18 72V73H17ZM25 74H24V73ZM58 72V73H57ZM64 72V73H63ZM139 72V71H138ZM242 72H243V70H242ZM16 73V75L14 76V74ZM45 73V74H44ZM62 73V74H61ZM133 73V74H132ZM24 75L23 76V78H25V82H24V84H16V85H13L14 86V88H13V86H11L10 87V84L12 83V82H14L15 80H19L20 79V76L21 75ZM50 74V75H49ZM54 74V75H53ZM135 74V75H134ZM7 75V76H6ZM47 75V76H46ZM60 75H61V77H60ZM128 75V76H127ZM153 75H154V73H153ZM153 75H150V76H153ZM157 74H155L154 75V77L155 78H158L157 76H156ZM19 76V77H18ZM30 76V77H29ZM58 78H57V77ZM149 76V75H148ZM148 76H146V77H148ZM34 77H35V79H37V80H35L34 79ZM40 77H41V79H40ZM43 77V78H42ZM88 77V78H87ZM142 77H144V76H142ZM13 78H14V80H13ZM84 79V80H83ZM12 80V81H11ZM27 80V81H26ZM59 80V81H58ZM86 80V81H85ZM30 81V82H29ZM58 81V82H57ZM65 81V82H64ZM114 81H116V82H114ZM113 82H111V86H110V91H113V90H115V89H120V88H124V85H123V81H126V80H123V81H119V79H117V80H114ZM250 81H251V83H252V91H253V93L255 94V97L257 98V99H255V101H254V103H253V111H254V113L256 114V123L258 124V126H262V128H263V130H264V77L262 76V75H255V77L254 78H250ZM256 81V82H255ZM11 82V83H10ZM15 82H17V81H15ZM86 82V83H85ZM216 82H218V83H216ZM221 82V83H220ZM8 83H10V84H8ZM32 83V84H31ZM34 83V84H33ZM85 83V84H84ZM106 82L104 81V83L103 84H105ZM4 84V85H3ZM6 84V85H5ZM28 84V85H27ZM64 84H66V85H64ZM117 84V85H116ZM215 84V85H214ZM1 85H3V86H5L3 89H1L2 87H1ZM58 85H60V86H58ZM82 85V86H81ZM86 85V86H85ZM89 85V86H88ZM116 85V86H115ZM172 85H174V86H176V84H175V81L174 80H171V86ZM257 85H260V86H257ZM36 86V87H35ZM55 86V87H54ZM85 86V87H84ZM131 87H133L132 86V83H131V85H130ZM138 86V87H137ZM144 88H143V87ZM262 86V87H261ZM8 87H10V88H8ZM20 87V88H19ZM28 89H27V88ZM53 87V88H52ZM62 87H63V89H62ZM66 87V88H65ZM79 87V88H78ZM82 87V88H81ZM211 87H212V89H211ZM30 88V89H29ZM58 88H59V90H58ZM102 88V87H101ZM115 88V89H114ZM136 88L137 89H139V90H136ZM148 88V89H147ZM255 88V89H254ZM257 88V89H256ZM52 89V90H51ZM80 89V90H79ZM102 89H104V88H102ZM144 89V90H143ZM162 89V88H161ZM261 89V90H260ZM17 92H16V91ZM25 90V91H24ZM61 90V92H59ZM63 90V91H62ZM136 90V91H135ZM142 90V91H141ZM165 90V92H163ZM204 90V89H203ZM209 90V91H208ZM14 91V92H13ZM56 91H57V93H58V96H54L55 95V93H56ZM88 91V92H87ZM135 91V92H134ZM145 91V92H144ZM149 91V92H148ZM154 91V92H153ZM9 92V93H8ZM13 92V93H12ZM41 92V93H40ZM53 92V93H52ZM55 92V93H54ZM124 92V91H123ZM144 92V93H143ZM210 92L212 93V94H210ZM220 92V93H219ZM6 93V94H5ZM10 94V95H8V94ZM44 93V94H43ZM57 93H56V95H57ZM153 93V94H152ZM167 93V94H166ZM258 93V94H257ZM15 94V95H14ZM23 94V95H22ZM71 94V95H70ZM82 94V95H81ZM91 94V95H90ZM137 94V95H136ZM165 94L167 95V97L165 96ZM198 94V95H197ZM218 94V95H217ZM14 95V96H13ZM41 95V96H40ZM51 97H50V96ZM78 97H77V96ZM214 95V96H213ZM257 95V96H256ZM1 96H3V97H1ZM36 96V97H35ZM43 96V97H42ZM132 98H131V97ZM134 96V97H133ZM169 96H171V97H169ZM173 96V97H172ZM195 96H198V97H195ZM200 96H201V99H200ZM203 96V97H202ZM263 98H262V97ZM5 97V98H4ZM14 97V98H13ZM48 99H47V98ZM79 97H80V99H79ZM214 97V98H213ZM217 97V98H216ZM220 97V98H219ZM260 97V98H259ZM2 98V99H1ZM9 99V101H8V99ZM26 98V99H25ZM33 98V99H32ZM35 98V99H34ZM82 98V99H81ZM88 98V99H87ZM131 98V99H130ZM198 100H197V99ZM214 100H213V99ZM12 99V100H11ZM15 101H14V100ZM43 99H44V101H43ZM50 99V100H49ZM202 99H204V100H202ZM208 99H210V102H209V100ZM211 99L213 100V101H211ZM217 99V101H215ZM2 100H4V101H2ZM35 100V101H34ZM56 100V101H55ZM59 100V101H58ZM85 100V101H84ZM130 100H132V101H130ZM187 100H188V102H187ZM200 100H202L201 102H200ZM218 100H219V102H218ZM257 100V101H256ZM262 100H263V102H262ZM77 101V102H76ZM84 101V102H83ZM91 101V100H90ZM160 101V102H159ZM169 101V102H168ZM183 101H186V102H184V103H186V104H184L183 103ZM194 101H196V103L194 104ZM215 101V102H214ZM33 102V103H32ZM37 102V103H36ZM66 104H65V103ZM125 102H127L126 104H125ZM132 102H134V103H132ZM198 102V103H197ZM208 102V103H207ZM211 102L213 103V104H211ZM10 103H12V104H10ZM61 103V104H60ZM62 103H64V104H62ZM131 103V104H130ZM160 103V104H159ZM164 103V104H163ZM202 105H201V104ZM204 103V104H203ZM210 103V104H209ZM14 104V105H13ZM23 104V105H22ZM51 104V105H50ZM102 103H99L98 105H101ZM113 104H115V106H117V102L116 103H113ZM122 106H121V105ZM135 104V105H134ZM162 104H163V106H162ZM166 104V105H165ZM169 106H168V105ZM173 104V105H172ZM182 104H183V106L186 108H184L183 106H182ZM199 104V105H198ZM28 105V106H27ZM37 105V106H36ZM46 105H47V107H46ZM50 107H49V106ZM64 105V106H63ZM69 105V106H68ZM97 105V106H98ZM175 105V106H174ZM178 105V106H177ZM186 105V106H185ZM189 105V106H188ZM205 105V106H204ZM212 105V107H210ZM224 105V104H223ZM255 105V106H254ZM43 106V107H42ZM73 106V107H72ZM120 106V107H119ZM157 106H158V108H157ZM27 107H29V108H27ZM49 107V108H48ZM65 107V108H64ZM129 107V108H128ZM159 107H160V109H159ZM176 107H177V109H176ZM178 107H180V108H178ZM182 107V108H181ZM188 107V108H187ZM26 108H27V110H26ZM41 108H42V110H41ZM59 110H57V109ZM61 108V109H60ZM123 108V109H122ZM156 108V109H155ZM173 108V109H172ZM17 109V110H16ZM64 109V110H63ZM79 109L77 110V111H79ZM86 109H90V108H86ZM159 109V110H158ZM177 110V111H175V110ZM184 109V110H183ZM129 110V111H128ZM173 110V111H172ZM226 110V109H225ZM70 111V112H69ZM121 111H119V112H121ZM45 112V113H44ZM67 112V113H66ZM97 112V111H96ZM95 112V114H97V115H99V112H97L96 113ZM140 112V113H139ZM160 114V117H159V114ZM163 112V113H162ZM170 112V113H169ZM179 112V113H178ZM187 112V113H186ZM7 113V114H6ZM43 115L44 114V116H42L41 114ZM52 113V114H51ZM79 113V112H78ZM165 113H167V115L165 114ZM169 113V114H168ZM174 113V114H173ZM175 113H176V115H177V117H176V115H175ZM18 114H20V113H18ZM48 114V115H47ZM54 114H56L55 116H54ZM59 114H62L61 116H62V118H61V116H59ZM156 114H158V115H156ZM162 114V115H161ZM182 114V115H181ZM39 115V116H38ZM41 115V116H40ZM49 115H51V116H53V118L51 117H48ZM136 115V116H135ZM166 115V116H165ZM175 115V116H174ZM180 115V116H179ZM188 115V116H187ZM117 116H119V115H117ZM145 116V117H144ZM147 116V117H146ZM151 116V117H150ZM158 116V117H157ZM162 116H163V118H162ZM57 117V118H56ZM86 117V118H85ZM149 117V118H148ZM168 117V118H167ZM176 119H175V118ZM227 117L228 118H230V116H229V114H227ZM145 118L147 119V120H145ZM167 118V119H166ZM259 118H260V120H259ZM43 120V122H42V120ZM88 119L89 120H91V122H87L88 121ZM144 119V120H143ZM152 119V120H151ZM156 119H159L158 121L156 120ZM161 119V120H160ZM39 120H41V121H39ZM46 120V121H45ZM50 120V121H49ZM99 120H101L100 121V123H99ZM102 120H104V122L102 121ZM150 120V121H149ZM167 120V121H166ZM176 120V121H175ZM55 121V122H54ZM140 121V122H139ZM146 121H148V122H146ZM152 121V122H151ZM155 121V122H154ZM161 121V123L159 124V122ZM185 121V122H184ZM222 121V120H221ZM259 121V122H258ZM9 122V121H8ZM53 122V124H52V126H51V123ZM94 122H95V125H94ZM99 123V124H96V123ZM106 122V123H105ZM139 122V123H138ZM142 122V123H141ZM153 122H154V124H153ZM158 122V123H157ZM167 123V124H165V123ZM191 122V123H190ZM47 123V125H45ZM55 123L57 124L56 126H55ZM62 123V124H61ZM69 123V124H68ZM103 123V124H102ZM108 123V124H107ZM116 123V124H115ZM125 123V122H124ZM146 123H147V125H146ZM150 123V124H149ZM155 123H157V124H155ZM172 123V124H171ZM40 124V125H39ZM50 124V125H49ZM102 124V125H101ZM118 124V125H117ZM178 124V125H177ZM182 124V125H181ZM204 124V125H203ZM42 125V126H41ZM59 125V126H58ZM69 125V126H68ZM101 126V127H103L104 125L106 126H104L103 128H101L100 129V127L99 126ZM117 125V126H116ZM121 125V126H120ZM133 125V124H132ZM140 125V126H139ZM143 125V126H142ZM158 125V126H157ZM167 125V126H166ZM175 125H177V126H175ZM42 127V130H43V138L42 139H45V136H47V137H49V139H48V141H47V143L45 142V140L43 141V142H41V144H39V142L37 141L38 140V137L37 138H35L34 137V135L35 136H39V129ZM48 126H49V128H48ZM55 126V127H54ZM58 126V127H57ZM120 126V127H119ZM174 126H175V128H174ZM32 127V128H31ZM40 127V128H39ZM44 127V128H43ZM74 127V128H73ZM92 127L94 128V129H92ZM167 127V128H166ZM192 127V128H191ZM46 128H48L47 130H48V132H46ZM55 128V129H54ZM64 128V129H63ZM77 128V130L76 131H74L75 129ZM98 128V129H97ZM107 128V129H106ZM130 128V127H129ZM128 128V129H129ZM137 128H139V129H137ZM170 128V129H169ZM54 129V130H53ZM69 129V130H68ZM109 129V130H108ZM63 130H65L63 133H62V131ZM74 131V135H73V131ZM82 130V131H81ZM87 130V131H86ZM92 130V131H91ZM117 130L119 131V133H123V136L121 135V138H119L118 139V137H116V136H114V135H116V132H117ZM138 130V131H137ZM49 131H50V133H49ZM56 131H57V133H56ZM59 131V132H58ZM69 133H68V132ZM72 132V135H73V137H75L74 139H73V137L71 136V132ZM86 131V132H85ZM88 131L90 132V133H88ZM35 132V133H34ZM37 132V133H36ZM46 132V133H45ZM83 132V133H82ZM98 132V133H97ZM209 132H207L208 134H210ZM47 133H49V134H47ZM56 133V134H55ZM62 133V134H61ZM65 133V134H64ZM77 133V134H76ZM125 133H128V134H125ZM235 133V134H234ZM263 133H264V131H263ZM29 134V135H28ZM47 134V135H46ZM57 134H58V137H56L55 139L57 140L56 142H55V140L53 141V144H52V140H53V135H56L57 136ZM77 136H76V135ZM89 134V135H88ZM90 134H93V135H90ZM114 134V135H113ZM130 134V135H129ZM231 134L233 135V137L234 138H237V139H243V140H246V137L245 136H241V135H238V131L236 130V131H233V132H231ZM32 135V136H31ZM50 135V136H49ZM52 135V136H51ZM67 135H68V137H67ZM84 136V137H81V136ZM101 135H103V137L104 138H100V137H102ZM111 135H112V137H111ZM230 135V134H229ZM24 137L23 139H22V137ZM88 136H90L91 138H93V140H91V142L89 141L90 139H88L87 137ZM106 136V137H105ZM133 136H136L135 138L133 137ZM19 137V138H18ZM28 137V138H27ZM30 137V138H29ZM32 137V138H31ZM50 137H52V138H50ZM59 137H60V139H59ZM61 137H62V139H61ZM66 139H64V138ZM67 137V138H66ZM94 137L96 138V140L94 139ZM18 138V139H17ZM25 138H26V140H25ZM34 138V139H33ZM58 138V139H57ZM79 138V139H78ZM82 138V139H81ZM86 138H87V140H86ZM108 138V139H107ZM117 138V139H116ZM28 139V140H27ZM52 139V140H51ZM65 140L66 142H68V143H66L65 141V143L62 141V140ZM68 139V140H67ZM77 139H78V141L79 140H81V142H78L77 141ZM103 139V140H102ZM131 139V140H130ZM13 140V139H12ZM25 141V143H21V141ZM36 140V141H35ZM72 140V143L73 144H77L78 145V147L77 146H73V148H72V145H70L71 143H70V141ZM95 140V141H94ZM106 140V141H105ZM118 142V143H112V141H114V142H116V141ZM135 140V141H134ZM14 141V140H13ZM75 141V142H74ZM84 142V144L85 145H82L83 144V142ZM88 141V142H87ZM102 142V143H100V142ZM134 141V142H133ZM31 142V143H30ZM45 142V143H44ZM77 142V143H76ZM90 142V143H89ZM103 142H105L104 144H103ZM35 143V144H34ZM37 143V144H36ZM60 143V144H59ZM64 143V145H62ZM110 143V144H109ZM134 145H133V144ZM32 144V145H31ZM46 144H48V146H46ZM68 144V145H67ZM88 144L90 145L89 147H88ZM101 144V145H100ZM114 146H113V145ZM27 145V146H26ZM37 145V146H36ZM38 145H40V146H38ZM55 146V148L53 147V146ZM94 145V146H93ZM103 145V146H102ZM112 145V146H111ZM132 145V146H131ZM25 146V147H24ZM31 146V147H30ZM44 146V147H43ZM63 146H64V148H63ZM82 146V147H81ZM102 146V148H100ZM109 146H111L112 148H110ZM116 146H118V147H116ZM120 146V147H119ZM122 146V147H121ZM126 146V147H125ZM129 146H131V147H129ZM241 148H240V150L243 152V154L246 156V161H248L250 164H259V165H261L262 164V162L263 161H260V160H258L257 158H254L252 155H251V153H249V151L241 144V145H239ZM36 147V149L34 150V148ZM41 147V148H40ZM65 147H67V148H65ZM80 147V148H79ZM86 147L88 148V149H86ZM92 147V148H91ZM105 147V148H104ZM129 147V148H128ZM171 147V148H172ZM243 147V148H242ZM38 148H40V149H38ZM82 148V149H81ZM83 148H84V150H83ZM104 148V149H103ZM119 148H120V150L121 149H123V150H121V152H120V150H119ZM126 148V149H125ZM128 148V149H127ZM47 149H49L50 151H52V153L54 152V150L53 149H55L56 151L54 152L55 153V161L56 162H59V164L62 166L61 168H58V169H60L59 170V172L57 171H50L48 168L46 169L45 167H47L46 165V162H50V159L51 158H46L45 157V155H46V152H47ZM71 149H73L74 151H76V152H74L73 150H71ZM77 149V150H76ZM111 149V150H110ZM130 149V150H129ZM137 149V150H136ZM246 149V150H245ZM43 150H44V152H43ZM59 150V151H58ZM86 150H87V152H86ZM119 152H118V151ZM165 150V149H164ZM245 150V151H244ZM36 151V152H35ZM40 151V152H39ZM46 151V152H45ZM153 150H151V151H148L147 153H149L150 152V154H152V153H154V152H152ZM248 153H247V152ZM38 152V153H37ZM107 152V151H106ZM34 153V154H33ZM44 155H43V154ZM141 153V154H140ZM163 153V154H162ZM162 153H160L159 155H164L165 153H166V151H164V152H162ZM184 153V150H182V153L181 154H183ZM39 154H40V156L42 157H44V161H43V157L41 158L40 156H39ZM68 154H70V156L68 155ZM73 154V155H72ZM136 154V155H135ZM37 157H36V156ZM69 156V157H68ZM75 156V157H74ZM124 156V157H123ZM147 155H145V157H146ZM34 158H35V160H34ZM37 158V159H36ZM74 158V159H73ZM123 158V159H122ZM31 159V160H30ZM72 159V160H71ZM29 160H30V162H29ZM58 160H60V161H58ZM33 161V162H32ZM42 161H43V163H42ZM54 161V163L55 164H57L56 162ZM251 161V162H250ZM62 162V163H61ZM9 163V162H8ZM13 163V164H12ZM68 165H67V164ZM77 163V164H76ZM82 163V162H81ZM80 163V165H86V164H84V163H82L81 164ZM40 164V165H39ZM66 164V165H65ZM9 165V166H10ZM13 165V166H12ZM25 165H26V167L27 168H25ZM28 165H29V167H28ZM16 166H17V168H16ZM65 166H66V168H65ZM20 167H22V168H20ZM42 168V170H41V172H39V171H37V169L38 168ZM14 168V169H13ZM16 169V170H15ZM25 169V170H24ZM27 169V170H26ZM57 169V170H58ZM63 169V170H62ZM14 170V171H13ZM20 170V171H19ZM30 170H32V171H30ZM34 170V171H33ZM62 170V171H61ZM64 170H65V172H64ZM22 171V172H21ZM25 171V172H24ZM46 171V172H45ZM49 171H50V174H49ZM67 171H69V172H67ZM12 172V173H11ZM14 172V173H13ZM18 172V173H17ZM24 172V173H23ZM27 172L29 173V174H27ZM47 172H48V174H47ZM61 172V173H60ZM10 173V174H9ZM17 173V174H16ZM20 173V174H19ZM21 173H23V175L21 174ZM30 173H32L31 175H30ZM34 173V174H33ZM36 173H39L40 174V177H44V176H46V177H44L43 179V184L41 185V189L40 190H38V189H36V190H33V192L31 193L30 192V190H28L27 188H26V186H28V179H29V177H32V176H36ZM44 173V174H43ZM46 173V174H45ZM67 173V174H66ZM27 174V175H26ZM66 176H65V175ZM16 175V176H15ZM18 175V176H17ZM22 175V176H21ZM29 175V176H28ZM41 175H43V176H41ZM64 175V176H63ZM14 176V177H13ZM74 178H73V177ZM81 176V177H80ZM15 177H16V179H15ZM78 177H80V178H78ZM25 178V179H24ZM73 178V179H72ZM19 179V180H18ZM21 179V180H20ZM83 180V183H81L80 185L79 184H77L76 183V181L78 182V181H82ZM17 181V182H16ZM72 181H73V183H72ZM0 182H1V184L0 185H4V182H2V180H0ZM19 182V183H18ZM23 182V183H22ZM27 182V183H26ZM96 182V183H95ZM16 183V184H15ZM26 184V185H25ZM83 184V185H82ZM4 186H6V185H4ZM74 186L75 187H77L76 189L74 188ZM26 188V189H25ZM39 188H40V186H39ZM74 188V189H73ZM127 188H129V187H127ZM126 188V192H125V194H124V196H123V198L122 199H116V200H113V201H111L110 203H107L106 205H105V207H104V209H102L101 211L104 213V215H103V220H105L104 222L105 223H107V225L106 226H108L109 227V225H108V223L110 224V225H112L113 227H115V225H117L116 223V220L114 219V216L116 215L117 216V214H119L120 215V217H121V212L122 211H126L127 210V212H128V218H136V217H138V218H141L142 217V215H143V207H144V205H142V204H139L137 201H135V203H130L126 198H127V195L128 194H131L132 192L131 191H129L128 192V189ZM129 189H131V188H129ZM12 190V191H11ZM17 192H16V191ZM135 190V189H134ZM5 191V192H4ZM12 193H11V192ZM15 191V192H14ZM28 191V192H27ZM132 191H133V189H132ZM162 191V189H158L157 190V193L159 194L160 192ZM66 192V193H65ZM5 193V194H4ZM17 194V196L15 197V200L14 199H12L11 198V195H13V194ZM3 194L5 195V196H3ZM66 194V195H65ZM7 195V196H6ZM10 195V196H9ZM24 195V196H23ZM68 195V196H67ZM10 198H9V197ZM63 196H64V198H63ZM66 196V197H65ZM251 195H248V196H246L245 198L246 199H239V198H236L238 201H243L244 200V203H249L250 201H252V199H253V201L252 202H254V204H255V206L257 207L258 206V208H259V210H260V217L258 218V220H257V222H255V224H257L258 222H259V225L257 226V225H255L257 228V230H259L260 228H262V230L260 229L259 231H262L263 233H261V232H257V230L255 231V234H254V232L252 231V232H250V235L249 236H251V237H248V238H250V239H253V238H259L261 241H262V239H263V241L262 242H264V199H260L259 200V198L258 197H255V196H253V197H250ZM2 197V198H1ZM126 197V198H125ZM237 197H239V196H237ZM247 197L249 198V199H247ZM58 198H60V199H58ZM63 198V199H62ZM120 198V197H119ZM9 199H10V201H9ZM12 199V200H11ZM123 199H126V200H124L123 201ZM163 199H165V198H163ZM257 199V200H256ZM21 200H23V201H21ZM118 200V201H117ZM21 201V202H20ZM24 201H25V203H24ZM116 201V202H115ZM48 202V203H47ZM119 202V203H118ZM261 202H262V204H261ZM56 203V204H57ZM118 204V205H117ZM137 204V205H136ZM260 204H261V206H260ZM51 206V205H50ZM203 208H204V210H205V214H202V212L200 211L201 210V208H199L200 207V205L198 204V203H196L195 204V208H194V204L191 206L192 207V209H193V211H192V209H190V208H188V209H183L184 210V213H183V210H180L182 213H180V211L178 212V213H180V214H182V215H180L179 214V217H178V213H177V217H178V219H180V218H182V220H183V217L185 218L184 220H186L185 222H187V221H189L190 220V222H189V224H190V226L191 227H193L194 229H198V228H200V230H198V231H201L202 230V232L204 233V234H202V235H204V236H202L199 240H201V241H204L205 239L204 238H209V239H212L213 240V242L215 243L216 241V243H218L219 245H217L216 243V248H215V244L213 245L212 243H210V244H208V245H203V244H199V245H197V246H200V248L197 250V249H195L194 247L196 246V243L195 244H193V245H191L192 243H194V242H192L191 241V243H190V239L189 238H186L184 235H182V234H179V233H177V232H172L171 230H168L167 231V233H166V235H164L163 237H162V240H160L159 242L160 243H162L164 240V244H166L167 242V244H166V248L167 249H172V251L171 252H173L174 250V254H176V255H173V253H172V255H171V253H169V251L165 248V247H163L162 249L161 248H154L153 246H151V245H153L155 242V240H153L154 238H153V235H152V233L148 236V235H145L144 234V232L145 231H143L144 229H143V227H145V228H147L146 226H142L141 228L140 227H138V229H140V230H138V235H136V237H138L139 235H140V233H141V235H140V237H138L137 239H138V241H137V244H138V246H141V247H143V248H147L148 246V248H147V250H148V252L149 253H151V251H149V250H151L152 249V254L153 255H157V258L158 259H160L159 261H158V259H157V261H156V263H161V264H166L167 262H168V260H167V257L165 258V256L166 255H171L170 256V258H171V261H173V262H171L170 264H180V263H182V261H183V263L184 264H192L191 262H190V260L192 259V257H197V256H200L201 254V256L202 257H204V256H207L208 255V253H210L208 256H209V259H211V261H213L214 260V262H216V264H219V262L221 261V263L223 264L224 262H229V261H227V260H224V261H222V260H220L221 259V256L220 255H217V254H221L222 255V249H223V246L224 245H226L225 247H224V249H223V251H225V250H232V251H234L235 253H236V255H239V256H236L235 255V257L233 258V261L232 262H230V263H232L233 264V262H234V264H238L239 262H242V263H245V262H251V264L253 263L254 264V262H256L255 264H257V263H259V261L261 260V257H262V255H263V258L262 259H264V251H262V249H259V251H262L263 253L261 254V256H260V260H258L257 258H252L249 254H247V253H245V254H247V257H246V255L245 254H243V253H241L240 252V254L241 255H243L242 257H241V255L239 254V250L236 248L237 246H235V239H234V241H232L229 237H228V239H227V235H225V236H220L221 234H219V232L221 231L222 232V234H225L227 231H230L229 229L232 227L234 230H239L237 227H239V225H241L240 224V221L242 220L243 222L244 221H246L245 219L247 218L248 220L247 221H249V217H247L248 215H249V212H247V211H245L246 213H244V212H240V211H236V212H232V211H226V212H218V211H216V213L213 215V214H211V210H210V205H209V203H203ZM117 207V208H116ZM207 207V208H206ZM208 207H209V209H208ZM111 208V209H110ZM125 208V209H124ZM141 208V209H140ZM129 209V210H128ZM139 209V210H138ZM178 209H180V207L178 208ZM200 209V210H199ZM10 210H13V207L12 208H10ZM188 210V211H187ZM190 210V211H189ZM198 210V211H197ZM59 210H55L53 213H52V218L48 221V222H46L45 224H43L41 227H40V229H39V231H38V233H36L35 235H33V237L30 239V243H29V248L30 247H32V246H34V245H38V244H41V243H46V244H48L49 242H50V240L52 239V237H53V235H55L56 233H58L59 231H60V228H61V225H63L67 220H69V218L71 217V214L74 212L73 211V209H71V210H67V211H61V212H58ZM117 211V212H116ZM120 211V212H119ZM13 212V211H12ZM107 212V213H106ZM130 212V213H129ZM141 212V213H140ZM186 212H188L189 213V215H188V213H186ZM193 212H195V213H193ZM199 212V213H198ZM201 212V213H200ZM229 212H231V213H229ZM190 213H192V215L190 214ZM227 213H229V214H226ZM240 214V217L241 218H239V214ZM242 213V214H241ZM262 213V214H261ZM132 214V215H131ZM183 214L184 215H186L187 216V218L185 217V216H183ZM197 214V215H196ZM212 215L211 216V219L212 220H214V221H212L211 219H210V216H207V215ZM222 214V215H221ZM231 214V215H230ZM237 214V215H236ZM244 214H245V216H244ZM191 215V216H190ZM208 217L207 219H205V218H203V217ZM219 216L220 217V219H218L217 218V216ZM224 215H226V216H224ZM245 217H243V216ZM166 216V215H165ZM165 216H163L164 217V219L166 218V220H164L163 219V217L162 216H159V217H157V216H152L149 220L152 222L153 220H157V222L159 223V219H161V225H166L167 224V221H169V219H167V217L169 218V216H167V217H165ZM195 218H193V217ZM200 216V217H199ZM202 216V217H201ZM222 216V217H221ZM232 216H234V217H232ZM237 216V217H236ZM5 217H7V218H9V219H7V221L6 220H2V218H5ZM5 217H1L0 216V243L3 241V240H5V238H7V237H10L11 235H15V234H17V233H19V228L21 227L20 225H19V223H17V221L16 220H19V221H24V220H22V219H20V217H19V215L18 214H14V213H12L11 215H7V214H5ZM160 217H162V218H160ZM214 219H213V218ZM215 217H216V219H215ZM226 218V219H223V218ZM229 217V218H228ZM107 218L109 219V221H107L106 222V220H107ZM137 218V219H138ZM153 218V219H152ZM191 218V219H190ZM201 218H203V220H201ZM222 218V219H221ZM233 219V221H230V219ZM234 218H235V220H234ZM188 219V220H187ZM219 221H221V222H219ZM228 219V220H227ZM231 219V220H232ZM237 219V220H236ZM199 220V221H198ZM216 220V221H215ZM224 220H227V222L226 221H224ZM15 221V222H14ZM111 221V222H110ZM192 221H194V222H192ZM197 223H196V222ZM207 221V222H206ZM212 221V222H211ZM223 221V222H222ZM242 221H241V223H242ZM261 221V222H260ZM263 221V222H262ZM200 222H202V224L200 223ZM211 222V223H210ZM216 222H218V224H215ZM226 222V223H225ZM235 222V223H234ZM239 222V225L237 226V223ZM166 223V224H165ZM194 224V223H196V224H194V225H192V224ZM206 224V226L208 227H206V229H204V231H203V229L202 228H204L205 226V224ZM213 223V224H212ZM222 223H224V224H226V225H224V224H222ZM234 223V224H233ZM198 224V225H197ZM202 226H201V225ZM204 224V225H203ZM210 224V225H209ZM212 224V225H211ZM233 224V225H232ZM261 224H263L262 225V227H261ZM119 225V224H118ZM160 224H159V227L160 228H163L164 226H161ZM201 227H200V226ZM215 227H214V226ZM220 225V227H218ZM222 225V226H221ZM229 225H232V226H230V227H228ZM198 226V228H196ZM223 226H225L224 228H223ZM236 229H235V228ZM57 228V229H56ZM211 228H212V231L214 230V228H215V230L214 231H219V232H217L216 234H212V231L210 232V231H207V230H211ZM232 228H231V230H232ZM163 229H165V227L163 228ZM223 229H226L225 230V232H224V230ZM228 229V230H227ZM140 231V232H139ZM170 231V232H169ZM206 231L208 232V233H206ZM213 231V233H215ZM54 232H56V233H54ZM142 232H143V236H142ZM220 232V233H221ZM257 232V233H256ZM174 233V234H173ZM209 233H210V235H209ZM176 234V235H175ZM206 234V235H205ZM254 234V235H253ZM257 234H259V236L257 235ZM263 234V235H262ZM152 235V236H151ZM170 235V236H169ZM207 235H209V236H207ZM213 235V236H212ZM218 235H219V237H220V239H219V237H218ZM255 235H257V236H255ZM124 237H123V240L124 239H126L127 241H125V243H129V244H131L130 242H131V239H127L126 238V236L125 235H123ZM144 236H148V237H144ZM166 236H168L167 238H166ZM210 236H212V237H210ZM214 236H217V237H215V239H214ZM151 237V238H150ZM188 237V236H187ZM224 237V238H223ZM253 237V238H252ZM146 238V239H145ZM149 238V239H148ZM153 238V239H152ZM203 238V239H202ZM262 238V239H261ZM164 239V240H163ZM225 239V240H224ZM143 240V241H142ZM147 240H153V241H151V244L149 243V242H147ZM227 240H230L229 242H227ZM162 241V242H161ZM221 241V242H220ZM222 241L224 242V244L222 243ZM232 241V242H231ZM140 244H139V243ZM142 242V243H141ZM145 242V243H144ZM170 242V243H169ZM173 242V243H172ZM174 242L176 243V247H174L173 246V244H174ZM179 242V243H178ZM181 242V243H180ZM182 242H184V243H188V245H186V244H184V243H182ZM147 243H148V245H147ZM153 243V244H152ZM190 243V244H189ZM223 244V245H221V244ZM227 243V244H226ZM232 243H234V245H232ZM179 244L181 245V246H179ZM183 244V245H182ZM229 244H230V246H229ZM132 245V244H131ZM144 245V246H143ZM147 245V246H146ZM170 245L172 246V248L170 247ZM186 245V246H185ZM146 246V247H145ZM151 246V247H150ZM168 246L170 247V248H168ZM186 248H185V247ZM204 246V247H203ZM213 246H214V248H213ZM218 246H219V248H218ZM229 246V247H228ZM232 246V247H231ZM179 247V249L181 248V249H183L182 251L181 250H179V249H177ZM184 247V248H183ZM227 247V248H226ZM165 248V249H164ZM194 248V249H193ZM226 248V249H225ZM232 248V249H231ZM233 248H236V249H233ZM158 249H160L162 252H163V256L161 255L162 254V252L160 251V250H158ZM191 249V250H190ZM219 249H221V250H219ZM180 251V253H179V251ZM214 250V251H213ZM134 251H136L137 252V249L136 250H134ZM139 251V250H138ZM159 253H161L159 256H158V252ZM164 251H166L165 253L166 254H164ZM168 251V252H167ZM208 251V252H207ZM216 251V252H215ZM238 253H237V252ZM91 252V251H90ZM156 252V254H154ZM205 252H207V253H205ZM219 252V253H218ZM179 255H178V254ZM123 254V253H122ZM193 256H192V255ZM205 254V255H204ZM133 255H134V257H133ZM137 254H132L131 256L133 257V260H131L132 258H131V256H129V258H128V254L127 255H124L123 254V256L121 257V261H122V264H124V261H129V262H134V260H135V256H136ZM143 255V254H142ZM204 255V256H203ZM127 258H126V257ZM138 256V255H137ZM136 256V257H137ZM161 256V257H160ZM178 256H180V257H178ZM182 256L184 257V259H182ZM212 256V257H211ZM139 257V256H138ZM163 257V258H162ZM189 257H190V259H189ZM211 257V258H210ZM237 257H241V259L242 260H240L239 258H237ZM126 258V259H125ZM145 258V260L144 261H142L143 259ZM144 258H139L141 261H139V259H137V263H144L145 261H148V263H151V260H147V258L146 257H144ZM177 258H179V261H178V259ZM213 258V259H212ZM243 258H245V260L243 259ZM249 258H251V259H249ZM9 259V258H8ZM8 259H5L4 261H2V262H0L1 264H9V262L11 261V259H10V261H7ZM181 259V260H180ZM208 260V257H204V260ZM216 259V260H215ZM246 259H249V260H246ZM105 260V259H104ZM164 260H166V261H164ZM256 260H258V262L256 261ZM6 261V262H5ZM103 261V260H102ZM163 261V262H162ZM181 261V262H180ZM4 262V263H3ZM8 262V263H7ZM153 262V261H152ZM186 262V263H185ZM190 262V263H189ZM104 263H105V261H104ZM182 263V264H183ZM220 263V264H221ZM230 263H228V264H230ZM11 264H13V263H11ZM15 264V263H14ZM16 264H18V263H16ZM93 264H96V263H93ZM106 264V263H105Z\"/></svg>",
    "mask_w": 264,
    "mask_h": 264
}]
</instances>
